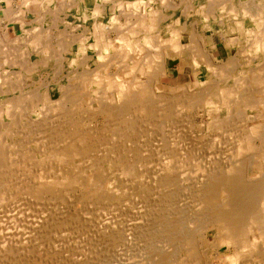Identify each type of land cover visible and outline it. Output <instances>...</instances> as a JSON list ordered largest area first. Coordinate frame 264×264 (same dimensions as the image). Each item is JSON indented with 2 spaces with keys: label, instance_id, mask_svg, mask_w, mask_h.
I'll use <instances>...</instances> for the list:
<instances>
[{
  "label": "rangeland",
  "instance_id": "rangeland-1",
  "mask_svg": "<svg viewBox=\"0 0 264 264\" xmlns=\"http://www.w3.org/2000/svg\"><path fill=\"white\" fill-rule=\"evenodd\" d=\"M8 1L11 2V0ZM13 1L14 3L9 5L5 0H0V9H6L0 10V106L5 110L11 107V110H8L16 116H14L15 120L18 121L16 125L11 126L12 133L2 138L3 144L7 148L0 149L2 152L10 153L12 162H16L4 173V182H6L3 191L6 192V196L3 193L0 194V264H161V262L163 264H264V237H262L263 239L251 238L252 247H258L256 249L262 256L256 258V253H246L245 251L235 258L233 247L227 246L223 240L217 241L214 230L207 231L209 221L213 220L212 215L209 210L206 211V205L200 202L201 200L195 192V187L202 177H208L210 174L222 175L227 169L242 171L243 182L247 185L242 189V192L247 188L248 190L252 189V192H255L253 191L255 189L259 192H255L251 196V192L246 190L248 193L246 197L249 196L247 198L253 199V202L247 199L249 202L246 200L243 203L245 207L241 206L244 207L241 208L243 212L244 209L247 211L241 213V216L245 217L243 223L245 222L247 227L249 226L248 235L255 236L259 232H264L263 223L252 226L248 220V216L253 213L264 214V129L254 131L253 135L246 129L251 126L250 120L246 116L264 115V113L238 106L240 103L238 97L242 93L241 96L244 97L245 93L261 91L264 88V79L260 78L258 83L253 80L257 77L256 75L259 76L261 73L257 71L260 68L258 66L263 68L260 70L264 74V49L256 52L254 45L251 42L248 43V39L253 41L254 36L259 34V21L252 20L250 22L249 28H251L252 34L251 38L245 36L246 43L243 41L242 44L235 45V47L234 44L231 45L235 49L233 48L228 56L225 55L227 59L215 60L217 64H224L230 60L231 64H234V67L227 70V73L233 72V76H230L227 83L225 82L219 88L225 89V91L231 89L229 95H219L220 90L214 88L208 97L203 98L204 95H201L200 91L204 90L201 89L215 81L210 70L208 73L205 71L206 73L199 77L192 76V81L188 77L180 78L172 75V78L169 79L164 76L159 79V84H157L155 101L143 98L144 100L135 102V104L129 103V107H126L129 109L127 111L118 107L115 108L116 113L114 114L91 116L87 112V95L83 93H91V90L96 87L85 86L81 93L78 86L81 82L80 74L89 71V73L97 74L96 79L98 80L114 76L119 72L118 67L114 62L104 63L106 60L103 59L109 55L112 57L120 55L118 50L111 48L109 53L101 51L104 56L99 58L94 45V21L90 19L88 22H83V14L78 13L75 9L68 12L67 3L72 0ZM75 1L80 2V0ZM135 1L125 0L126 3ZM255 1L257 4V0ZM22 2L29 5L44 3V12L38 17L36 14H26L28 17L23 24L21 18L26 12L19 10L24 6ZM85 3L93 8L96 3L102 5L107 3L110 6L112 2L109 0L106 3L105 0H82L80 4L84 7ZM224 3L225 0H221L218 5L221 6ZM156 5V9H162L160 4ZM130 10L133 11L134 8ZM63 11H65L64 14H61ZM66 15L69 18H66ZM122 15L130 16L124 12ZM45 16H47L46 19ZM35 19L38 25L35 24ZM98 22L109 24V20L106 18L100 19ZM124 22L126 21L123 20ZM86 24L88 26L85 28L88 30L83 28ZM35 26L37 27L36 32L41 34L40 50L33 49V46L29 45L33 32L35 33L33 30ZM228 26H233V23L229 21ZM84 31L86 32L84 33ZM227 32H233V30H227ZM45 33L44 38L42 34ZM111 33L107 32L105 35L108 40L110 38L114 40L115 34L113 33L110 37ZM84 35L85 37H83ZM210 35L209 31L207 36ZM76 36L83 41L72 43ZM137 37L130 36L129 38L135 42V40L142 39L143 36L140 34ZM165 38L163 36V39ZM114 45L121 47L123 42L118 41ZM132 45L133 48L140 47L136 43H132ZM43 49H47L44 54L41 52ZM60 52L66 53L57 57ZM248 56L255 60L246 65L249 60ZM99 63L101 64L99 65ZM124 63L129 67L132 66L131 59H125ZM177 64L178 61L170 63L168 66L169 68L174 65L176 67ZM239 66L243 69H237ZM95 67L96 70L93 71ZM242 70L248 72L245 74V78L241 73ZM171 72L173 74V71ZM248 78L254 81L253 84H250L252 86L247 85L248 82H251ZM184 85H187V90L183 89ZM74 90L77 92L73 93ZM235 90L238 91V95L234 94ZM175 94L177 95L175 96ZM159 95L161 96L159 97ZM163 95H166V98L174 97L172 101L171 99L169 101ZM221 95H224L223 98L225 97L223 102ZM190 97L194 102H191ZM199 97L201 99L198 101ZM234 97H237V101ZM150 100L152 102H149ZM209 101H212L213 104L210 105ZM147 102L151 104L147 105ZM159 102H163L164 105ZM82 103L87 104V107L85 105L75 106ZM222 103H225L226 106H223ZM49 104L60 109L53 110L54 107L50 108ZM143 106L145 108L149 106V109H145ZM161 106L162 108L163 106L167 107L169 111L168 109L160 110ZM64 107L67 109H63ZM171 107L173 108L171 109ZM143 108L145 110L142 113ZM152 109L154 111L150 113ZM146 110L148 113L145 112ZM242 110L244 111L242 112ZM7 121L9 123L10 119ZM22 121L24 123L21 124ZM34 121L36 123L33 124L34 127H31L30 124ZM81 134L84 137L87 136V141L91 142L86 145L87 141L84 143L85 140L82 139ZM75 136H77L76 139H73ZM241 139H244L245 144L248 141L247 144L252 147L250 151L237 155L239 148L237 145ZM77 148L82 149L79 154L76 153ZM121 148L123 149L121 150ZM66 149L69 152H75V154L63 156V150ZM67 150L66 152H68ZM52 153H56L55 158ZM28 155L35 156L37 164H40L30 167L33 157L29 158ZM22 162L25 165H21ZM69 163L71 167L73 166L72 169ZM26 167L29 173L26 171ZM36 167L37 170L33 172ZM46 170L53 173L47 174L49 172ZM43 171L46 173L45 175ZM47 176L48 178L50 176L48 181H43V184H40L38 178L46 179ZM46 183L51 185L48 191L35 187V185L37 187L45 186ZM164 185L166 186L163 187ZM254 203L257 205H253ZM246 205L255 207L258 211L254 212L252 209V213L248 210L251 207ZM77 216L78 218L75 219ZM99 222L109 224L110 230L100 232L98 230ZM242 225L244 226V224ZM181 230L186 231L188 241L193 243L192 247L195 246L193 257L186 247L177 244L178 240L174 238L176 235H170L168 232L177 231L175 233L178 234V231ZM11 233L14 234L11 235ZM125 234H128L129 237ZM167 234L175 240L168 237ZM188 234L193 236H188ZM21 241L24 242L21 243ZM195 254L198 256L196 257Z\"/></svg>",
  "mask_w": 264,
  "mask_h": 264
},
{
  "label": "bare ground",
  "instance_id": "bare-ground-1",
  "mask_svg": "<svg viewBox=\"0 0 264 264\" xmlns=\"http://www.w3.org/2000/svg\"><path fill=\"white\" fill-rule=\"evenodd\" d=\"M44 1H46V0H44ZM50 1V0H49ZM107 0H105V2H106ZM110 1V0H109ZM119 1V0H118ZM122 1V0H121ZM128 1V0H127ZM56 2V1H55ZM69 2V1H68ZM96 2V1H95ZM153 2V1H152ZM67 3V2H66ZM165 3V2H164ZM68 4V8H75V7H78V1H75V0H72V1H70V3H67ZM121 4V3H120ZM188 4V3H187ZM186 4V5H187ZM52 5V4H51ZM50 5V6H51ZM106 5H107V3H106ZM170 5V4H169ZM173 5V4H172ZM234 5V4H233ZM16 6V5H15ZM113 6V5H112ZM208 6V5H207ZM221 8H225L226 7V4L224 3V4H221ZM232 6V5H231ZM199 7V6H198ZM95 8V7H94ZM113 8H115L114 6H113ZM151 8V7H150ZM248 8V7H247ZM108 9H109V7H108ZM163 9V8H162ZM190 9H191V7L189 6L188 7V9H186V11L184 12L185 13V15H189L190 14ZM204 9V8H203ZM231 9V8H230ZM84 10V9H83ZM161 10V9H160ZM196 10V9H195ZM198 10V9H197ZM226 10V9H225ZM91 11V10H90ZM111 11V10H110ZM129 11H130V9H129ZM159 11V10H158ZM162 11V10H161ZM204 11V10H203ZM214 9H211V10H209L208 12H207V15L205 14V18L206 19H209L210 17H213L214 19H217L216 18V13H214ZM227 11V10H226ZM251 11V10H250ZM262 11V10H261ZM264 11V10H263ZM70 12V11H69ZM109 12V11H108ZM146 12V11H145ZM195 12V11H194ZM216 12V11H215ZM85 13V12H84ZM124 13H126V14H128V15H130L131 13H127L126 11L124 12ZM151 13V12H150ZM176 13V12H175ZM183 13V12H182ZM205 13V12H204ZM88 14V13H87ZM180 14V13H179ZM208 14H210V15H208ZM220 14V13H219ZM7 15H9V14H7ZM98 15V14H97ZM165 15H166V13H165ZM204 15V14H203ZM85 16V15H84ZM131 16V15H130ZM129 16V17H130ZM196 16V15H195ZM264 16V15H263ZM57 17H58V15H57ZM89 17V16H88ZM170 17V16H169ZM234 17V16H233ZM126 18H128V16L126 17ZM163 18V17H162ZM168 18V17H167ZM187 18V17H186ZM212 18V19H213ZM129 19V18H128ZM148 19L151 21V22H153L152 24H155V26L154 25H152V27H151V25L149 26L148 25ZM264 19V18H263ZM135 20H137V22H138V25H139V27L142 29L141 31L143 32V33H145V35H146V38H145V45L144 46H140L138 49H137V47L136 48H133V45H132V43H131V40L126 36L127 34L126 33H123L122 32V35L120 36V38L121 37H123V45L121 46V47H119V46H115L114 45V40H111V38H110V40H108L107 39V37L105 36V35H107V31H108V29L109 28H102V26H100V27H97V29H96V31H95V35H96V42H95V47H96V49H97V54H98V56H99V58L101 59L104 55L102 54V52L101 51H105V52H107V53H109V51H110V49L111 48H115L116 50H118V52H119V54L120 55H116L115 57H112V56H110L109 54V56L107 57V58H105L104 57V59L103 60H106L104 63H107V62H110V64H111V62H114L115 63V66L116 67H118V70H119V72H117L116 74H114V76H112V77H110V78H103V80H101V79H96V77H98V76H96L97 74H93V73H89V71H84L82 74H80L81 75V77H80V80H81V82H80V84L78 85L79 86V88H80V92L82 93L83 92V88L85 87V86H88L89 88H93V87H96L95 89H92L91 91V93H83V94H85V95H87V104H88V107L86 106L87 104H77V105H75V106H83V105H85L86 107H87V112H88V115H91V116H93V115H103V114H111V113H116V110H115V108H118V107H121V110L122 109H125V111H127V110H129L128 108H126V107H129V103H134L135 104V102H138V101H141V100H144L143 98H146V99H151V100H153V101H155V98H156V94H155V92H157V84H159V79L161 78V77H164V76H166V60H167V58L169 57V54H171V53H175V54H178V55H180V56H183V55H186L187 53L186 52H188V53H190L191 51L193 52V54L195 55V53L196 52H194V50H199L202 46H201V44H200V41H199V35L196 33V32H194L193 33V31H192V33H191V44H189L187 47H185V46H183L182 44H181V35L180 34H182V32L184 31V32H190V30L189 29H187L188 27H185L184 26V24H183V27H185V28H182V32L179 30V31H174L173 33H172V38H171V40H169V42L171 43V44H169V46H170V48H164V47H162V46H160L161 44L159 43V39H158V36H156V37H153V35L151 36V34H152V30L154 29V27H156V29H158V26L160 25V23H161V21H162V19H161V17L159 16H156V14H146V13H144L142 16H140L139 18L137 17V19H135ZM164 20H167V19H164ZM170 20V19H169ZM194 20V19H193ZM59 21H61V20H59ZM227 21V20H226ZM84 22V21H83ZM86 22V21H85ZM196 22V21H195ZM92 23V22H91ZM94 23V22H93ZM173 24V23H172ZM90 25V24H89ZM130 25V24H129ZM170 25V24H169ZM174 25V24H173ZM190 25V24H189ZM193 26H194V23L192 24ZM260 26H261V24H259ZM23 26V25H22ZM76 26V25H75ZM79 26V25H78ZM77 26V27H78ZM86 26H88V24H86ZM178 26V25H177ZM168 27V26H167ZM196 27V26H195ZM19 28V27H18ZM93 28H94V26H93ZM100 28H102V29H100ZM173 28V27H172ZM193 28V27H192ZM134 28H132L131 29V26L130 27H128V25H127V28L126 29H123V31H127V33H132V34H134L135 35V33H136V31L135 30H133ZM181 29V28H180ZM33 30L35 31V33L33 32V35H32V39H31V41H30V43H29V45L31 46H33V49H39V46H40V44H41V41H40V39H41V34L40 33H38V32H36V30H37V27L35 26V27H33ZM43 30V29H42ZM91 30V29H90ZM93 30V29H92ZM83 31V30H82ZM137 31H138V29H137ZM154 31V30H153ZM156 31V30H155ZM230 31V30H229ZM25 32V31H24ZM83 33V32H82ZM85 33V32H84ZM196 33V34H195ZM45 35H46V33L45 34H42V36L45 38ZM77 35V34H76ZM239 35V34H238ZM79 36V35H78ZM167 36V35H166ZM212 36V35H211ZM240 36V35H239ZM83 37H85V35L83 36ZM242 37V36H241ZM137 38H139V37H137ZM209 38V37H208ZM131 39H133V38H131ZM170 39V38H169ZM241 39V38H240ZM133 40H135V39H133ZM201 40V39H200ZM83 41V39L82 40H80L79 38H77V36L76 37H74L73 38V40H72V43H76V42H79V43H81ZM119 41H120V39H119ZM165 41V40H164ZM167 41V40H166ZM225 41V40H224ZM229 41V40H228ZM215 42V41H214ZM138 43V42H137ZM71 44V43H70ZM252 45H254V47H255V50H256V52H258V51H260L261 49H264V30H262V32H259V34L257 35V36H254V39H253V41H252V43H251ZM203 45V44H202ZM90 46V45H89ZM139 46V45H138ZM228 47V46H227ZM70 48V47H69ZM204 48V47H203ZM40 50V49H39ZM47 49H43L41 52L44 54L45 53V51H46ZM82 50V49H81ZM203 49H200V51H199V56H200V58L203 60V62L207 65V67H208V69L211 71V73L214 75L213 77H215V81L214 82H212L211 83V85H205L206 87H203V89H201V90H204V91H200V94L202 95H204L203 96V98H205V97H208L209 95H210V93L212 92V90L214 89V88H218V90H220V92H219V95L220 94H230V92L232 91L231 89H229L228 91H225V89H219L220 88V86L221 85H223V84H225V82L227 81V79L228 78H230V76L232 77L233 76V72L232 73H227V70L229 69V68H232V67H234V64L232 63L231 64V60L229 61V62H227V63H224V64H217V63H215V62H213V57H211L210 55H208V53L206 54L205 52H203L202 51ZM206 50V49H205ZM228 50V49H227ZM240 50V49H239ZM208 51V50H207ZM37 52V51H36ZM81 52V51H80ZM57 53V52H56ZM66 53V52H65ZM65 53H63V52H60L59 53V55L57 56V57H59V56H61V55H63V54H65ZM78 53V52H77ZM55 54V53H54ZM82 54V53H81ZM113 54V53H112ZM79 55V54H78ZM106 55V54H105ZM254 55V54H253ZM80 56V55H79ZM83 56H85V55H83ZM196 56V55H195ZM249 57V60H248V63L246 64V65H249V63L250 62H252L253 60H255V58H253V57H251V56H248ZM62 58V57H61ZM69 59V58H68ZM125 59H127V60H132V66H128V64H125L124 63V61H125ZM231 59V58H230ZM43 60V59H42ZM234 60V59H233ZM50 61V60H49ZM62 61V60H61ZM86 61V60H85ZM63 62V61H62ZM87 62V61H86ZM85 62V63H86ZM43 63V62H42ZM66 63V62H65ZM261 63V62H260ZM26 64V63H25ZM41 64V63H40ZM74 64V63H73ZM101 63H99V65H100ZM202 64V63H201ZM85 65V64H84ZM103 66H105L104 64H102ZM72 66V65H71ZM70 66V67H71ZM241 66H243V65H241ZM241 66H239L237 69H241L242 67ZM69 67V66H68ZM67 67V68H68ZM73 67V66H72ZM88 67V66H87ZM198 67V66H197ZM258 67H260L259 69H257V71H259V72H261V73H259V76L258 75H256L257 77V79L256 78H254L253 80H255V82H257L258 83V80L260 79V78H262V79H264V74L262 73V71L260 70V69H263V68H261V66H258ZM103 68H105V67H103ZM248 68V67H247ZM252 68V67H251ZM33 69V68H32ZM98 69V68H97ZM243 69V68H242ZM86 70V69H85ZM88 70V69H87ZM96 70V67H95V69H93V71H95ZM253 70V69H252ZM81 71H83V70H81ZM92 71V72H93ZM241 71V70H240ZM256 71V70H255ZM88 72V73H87ZM168 72V71H167ZM97 73H99V72H97ZM170 73V72H169ZM237 73V72H236ZM244 76V78L246 77L245 76V74L246 73H248V72H244V70H242V72H241ZM172 74V73H171ZM262 74V75H261ZM30 75V74H29ZM28 75V76H29ZM34 75H35V73H34ZM37 76V75H36ZM79 76V75H78ZM209 76H210V73H209ZM30 77V76H29ZM33 77V76H32ZM102 77V76H101ZM234 78V77H233ZM249 79V78H248ZM6 80V79H5ZM213 80V79H212ZM211 80V81H212ZM250 80V79H249ZM251 81V82H248L247 83V85H249V86H252V85H250L251 83L253 84V82L254 81ZM200 81V80H199ZM7 82V81H6ZM204 82V81H203ZM247 82V81H246ZM5 83V82H4ZM191 83V82H190ZM227 83V82H226ZM7 85V84H6ZM183 85V84H182ZM242 85V84H241ZM244 85V84H243ZM187 86V85H186ZM185 85H184V88L183 89H186L187 87H186ZM191 86V85H190ZM238 86H240V85H238ZM237 86V87H238ZM225 87V86H224ZM235 87V86H234ZM61 88H63V87H61ZM76 88V87H75ZM88 88V89H89ZM201 88V87H200ZM244 88V87H243ZM260 88V87H259ZM7 89V88H6ZM10 89V88H9ZM68 89V88H67ZM165 89V88H164ZM193 89V88H192ZM237 89V88H236ZM246 89V88H245ZM244 89V90H245ZM20 90V89H19ZM60 90V89H59ZM62 90V89H61ZM70 90V89H69ZM68 90V91H69ZM187 90V89H186ZM239 90V89H238ZM254 90V89H253ZM64 91V90H63ZM65 91H67V90H65ZM71 91V90H70ZM77 91H78V89H77ZM76 90H74V92L73 93H75V92H77ZM184 91V90H183ZM193 91H195V90H193ZM193 91H192V93H193ZM198 91V90H197ZM217 91V90H216ZM234 91V90H233ZM236 91V90H235ZM241 91V90H240ZM245 91H247V90H245ZM12 92V91H11ZM35 92V91H34ZM203 92V93H202ZM251 93H248V94H246L245 93V95H244V97H242L241 95L243 94H241L239 97H238V100H239V104H238V106L240 107V108H245V109H247V110H249V109H251V110H259V111H261V112H263L264 113V88L260 91H258V90H255V91H250ZM218 93V92H217ZM238 93V91H236V93L234 92V94H236V95H238L237 94ZM38 94V93H37ZM46 94V93H45ZM44 94V95H45ZM77 94V93H76ZM165 94V93H164ZM167 94V93H166ZM169 94V93H168ZM181 94V93H180ZM183 94V93H182ZM67 95V94H66ZM78 95V94H77ZM177 94H175V96H176ZM183 95H185V93L183 94ZM46 96V95H45ZM44 96V97H45ZM47 96H48V94H47ZM161 95H159V97H160ZM164 96V95H163ZM166 96V95H165ZM164 96V97H165ZM169 96V95H168ZM197 96V95H196ZM215 96V95H214ZM223 96L224 95H221V101L223 102V101H225V97L223 98ZM234 96V95H233ZM34 97H35V95H34ZM37 97V96H36ZM63 97V96H62ZM78 97V96H77ZM173 97L174 96H170V97H168V98H166V99H169V101H170V99H171V101H172V99H173ZM183 97V96H182ZM202 97V96H201ZM201 97H199V99H198V101L201 99ZM32 98H33V95H32ZM79 98V97H78ZM164 98V99H165ZM191 98V97H190ZM233 98V97H232ZM235 98V97H234ZM8 99V98H7ZM40 99V96H39V98H38V100ZM45 99H47V98H45ZM44 99V100H45ZM61 99V98H60ZM84 99V98H83ZM158 99V98H157ZM164 99H163V101H164ZM165 99V100H166ZM188 99H189V97H188ZM236 99V101H237V97L235 98ZM35 100V99H34ZM38 100H36V101H38ZM63 100V99H62ZM61 100V101H62ZM78 100V99H77ZM149 101V102H152V101ZM210 100H212V99H210ZM231 100V99H230ZM7 101V100H6ZM8 101H9V99H8ZM13 101V100H12ZM84 101V100H83ZM94 101V103L92 104V102ZM189 101V100H188ZM197 101V102H198ZM206 101V100H205ZM235 101V100H234ZM9 102H11V101H9ZM39 102V101H38ZM149 102H147V105H148V103ZM165 102V101H164ZM191 102H194V101H192V98H191ZM210 102V105L211 104H213V103H211L212 101H209ZM59 103V102H58ZM154 103V102H153ZM160 103V102H159ZM163 102H161L160 104H162ZM206 103V102H205ZM220 103V102H219ZM218 103V104H219ZM231 103V102H230ZM236 103V102H235ZM144 104V103H143ZM145 104H146V102H145ZM149 104H151V103H149ZM158 104V103H157ZM159 104V105H160ZM209 104V103H208ZM237 104V103H236ZM10 105V104H9ZM50 105V104H49ZM48 105V106H49ZM60 105V104H59ZM153 105V104H152ZM154 105H156V104H154ZM163 105H164V103H163ZM185 105V104H184ZM217 105V104H216ZM222 105L223 106H226L225 105V103H222ZM234 105V104H233ZM51 106H53L54 107V105H50L49 107L51 108ZM66 106V105H65ZM146 106V105H145ZM150 106V105H149ZM148 106V107H149ZM158 106V105H157ZM169 106H170V104H169ZM171 106H173L172 104H171ZM179 106V105H178ZM195 106V105H194ZM222 106V107H223ZM44 107H45V105H44ZM125 107V108H124ZM138 107V106H137ZM136 107V108H137ZM144 107V106H143ZM148 107H146V108H148ZM151 107V106H150ZM165 106H163V108H162V106L160 107V110L161 109H170V107H168V105H167V107L166 108H164ZM207 107V106H206ZM216 107V106H215ZM221 107V106H220ZM219 107V108H220ZM230 107V106H229ZM11 108V107H10ZM9 107H8V109H10ZM23 108V107H22ZM40 108V107H39ZM67 109V107H64L63 109ZM70 108V107H69ZM145 108V107H144ZM142 109L141 111H142V113L144 112L143 110H145V109ZM173 107H171V109H172ZM211 108V107H210ZM8 109H6L5 110V108L4 107H2V106H0V149H2V148H5L6 147V145H4L3 144V140H2V138L3 137H5V136H7L8 134H11L12 133V128H11V126L12 125H16V123L18 122V121H16L15 120V115L14 114H12V112L10 111V110H8ZM14 109V108H13ZM16 109V108H15ZM20 109V108H19ZM53 110H56V111H58L60 108L59 107H54V108H52ZM62 109V108H61ZM62 109V110H63ZM65 109V110H66ZM130 109H132L131 108V106H130ZM133 109H135V108H133ZM149 109V108H148ZM155 109H156V107H155ZM159 109V108H158ZM169 109H168V111H169ZM212 109V108H211ZM225 109V108H224ZM81 110H82V108H81ZM115 110V111H114ZM218 110V109H217ZM233 110V109H232ZM18 111V110H17ZM50 111V110H49ZM152 111H154L153 109L151 110V112L150 113H152ZM165 111V110H164ZM164 111H161L162 113L164 112ZM214 111V110H213ZM216 111V110H215ZM219 111V110H218ZM234 111V110H233ZM244 110H242V112H243ZM77 112V111H76ZM82 112V111H81ZM84 112V111H83ZM119 112V111H118ZM140 112V111H139ZM145 112H147L148 113V111L146 110ZM220 112V111H219ZM230 112V111H229ZM44 113V112H43ZM78 113V112H77ZM123 113V112H122ZM126 113H128V112H126ZM146 113V114H147ZM154 113H156V112H154ZM161 113V114H162ZM167 113V112H166ZM223 113V112H222ZM84 114V113H83ZM141 114V113H140ZM145 114V115H146ZM250 114H252V113H250ZM26 115V114H25ZM130 115V114H129ZM15 116V117H14ZM43 116V115H42ZM90 116V117H91ZM113 116V115H112ZM122 116H124V115H122ZM147 116V115H146ZM246 116V115H245ZM150 117H151V115H150ZM166 117V116H165ZM246 117H248V119L250 120L249 121V123L251 124V126L249 127V128H246L248 131H250V134H254L255 132L254 131H260V130H263L264 129V115H262V114H259V115H253V116H246ZM119 118H121V117H119ZM257 120H256V119ZM7 119H10V121H9V123H8V121H7ZM73 119V118H72ZM71 119V120H72ZM90 119H92V118H90ZM94 119V118H93ZM219 119V118H218ZM69 120V119H68ZM63 121V120H62ZM78 121V120H77ZM218 121V120H217ZM12 122V123H11ZM31 122V121H30ZM67 122V121H66ZM22 123H24L23 121L21 122V124ZM34 123H36L35 121L34 122H32L31 124H30V126L31 127H34ZM79 123V122H78ZM262 123V124H261ZM20 124V123H19ZM28 124V123H27ZM26 124V125H27ZM38 124V123H37ZM61 124H63V123H61ZM83 124V123H82ZM18 125V124H17ZM263 125V126H262ZM19 126V125H18ZM56 126V125H55ZM36 127V126H35ZM36 128H38V127H36ZM58 128V127H57ZM65 128V127H64ZM93 128H95V127H93ZM92 128V129H93ZM115 128V127H114ZM19 129V128H18ZM57 131V130H56ZM94 131V130H93ZM112 131V130H111ZM71 132V131H70ZM95 132V131H94ZM97 132V131H96ZM17 133V132H16ZM55 133V132H54ZM61 133V132H60ZM64 133V132H63ZM101 133V132H100ZM127 133V132H126ZM14 134V133H13ZM99 134V133H98ZM82 136H83V134H81ZM81 135H78V136H81ZM90 135V134H89ZM108 135V134H107ZM106 135V136H107ZM81 136V137H82ZM102 136H104V135H102ZM116 136V135H115ZM118 136V135H117ZM120 136V135H119ZM76 137L77 136H75V138H73V139H76ZM91 137V136H90ZM100 137V136H99ZM93 138V137H92ZM112 138V137H111ZM118 138V137H117ZM82 139L83 140H85L84 141V143L88 140V138H87V136L86 137H82ZM97 139H99V138H97ZM245 139V138H244ZM244 139H241L240 141H238V149H237V155L239 154V155H241V154H243V153H245V152H248V151H250L251 150V145H249V144H247L248 143V141H247V143L245 144V141H244ZM249 139V138H248ZM2 140V141H1ZM91 140V139H90ZM96 140V139H95ZM103 140V139H102ZM114 140H116V139H114ZM124 140V139H123ZM74 141V140H73ZM93 141V140H92ZM108 141V140H107ZM117 141V140H116ZM75 142H76V140H75ZM91 141H87L86 142V145H87V143H90ZM120 142V141H119ZM99 143V142H98ZM113 143V142H112ZM7 144V143H6ZM60 144V143H59ZM76 144H78L77 142H76ZM82 144V143H81ZM96 144H97V141H96ZM120 145V144H119ZM78 145H76V147H77ZM102 146H103V143H102ZM121 146V145H120ZM75 147V148H76ZM79 147V146H78ZM89 147V146H88ZM91 147V146H90ZM93 147V146H92ZM7 148V147H6ZM5 148V149H6ZM9 148H12V146H9ZM84 148H86V147H84ZM99 149L101 148L100 146L98 147ZM69 149V148H68ZM78 150L76 151V153H80V150H82V149H80V148H77ZM113 149V148H112ZM123 148H121V150H122ZM67 150V149H66ZM66 150H63V156H66V155H70V154H75V152H69V150H67L68 152H66ZM126 150V149H125ZM5 151H7V150H5ZM110 151V150H109ZM165 151V150H164ZM41 152H43V151H41ZM59 152V151H58ZM66 152V153H65ZM99 152V151H98ZM121 152V151H120ZM123 152V151H122ZM114 153V152H113ZM112 153V154H113ZM117 153V152H116ZM129 153V152H128ZM264 153V152H263ZM14 154V153H13ZM91 154V153H90ZM257 154H261V153H257ZM52 155H53V157L55 158L56 157V153L54 154V153H52ZM52 155H51V157H52ZM93 155V154H92ZM28 156H30V155H28ZM33 158V160H32V163H31V165H30V167L31 166H34V165H38V164H40V163H38L37 164V162H36V157L35 156H33V155H31ZM31 156L29 157V158H31ZM75 156V155H74ZM81 156V155H80ZM79 156V157H80ZM105 156V155H104ZM135 156V155H134ZM14 157V156H13ZM42 157V156H41ZM78 157V158H79ZM88 157V156H87ZM86 157V158H87ZM97 157V156H96ZM101 157V156H100ZM111 157V156H110ZM112 157H113V155H112ZM24 158L26 159V156H24ZM75 158V157H74ZM117 158H118V156H117ZM57 159V158H56ZM81 159H82V156H81ZM120 159V158H119ZM62 160V159H61ZM82 160H84V159H82ZM25 161V160H24ZM129 161V160H128ZM68 162H70V161H68ZM73 161H71L70 163H72ZM95 162H97V161H95ZM15 161H14V163L12 162V160H11V156H10V153H6V152H2L1 150H0V194L1 193H3L4 194V196H6V192H4L3 190H5V189H3V188H5L4 187V183L6 182H4V173H6V171H8V167H11L13 164L15 165ZM70 163H69V165H70ZM117 163V162H116ZM21 165L22 164H24L23 162L22 163H20ZM26 164H27V162H26ZM41 164H42V162H41ZM46 164V163H45ZM62 164H63V161H62ZM94 164V163H93ZM96 164V163H95ZM129 164H130V162H129ZM175 164V163H174ZM25 165V164H24ZM53 165H54V163H53ZM68 165V166H69ZM76 165V164H75ZM47 166V165H46ZM55 166V165H54ZM53 166V167H54ZM97 166V165H96ZM127 166V165H126ZM162 166V165H161ZM45 167V166H44ZM70 167H71V165H70ZM73 167V166H72ZM72 167H71V169H72ZM88 167V166H87ZM24 168V167H23ZM35 168V167H34ZM49 168V167H48ZM60 168V167H59ZM59 168H56V170L58 169L59 170ZM62 168V167H61ZM77 168V167H76ZM121 168V167H120ZM19 169V168H18ZM32 169H33V167H32ZM44 169V168H43ZM54 169V168H53ZM52 169V170H53ZM70 169V170H71ZM73 169H75V168H73ZM96 169V168H95ZM132 169V168H131ZM13 170H15V169H13ZM37 170V167H36V169L33 171V172H35ZM68 170V169H67ZM70 170H69V172H70ZM256 170V169H255ZM21 171V170H20ZM26 171H27V167H26ZM30 171V170H29ZM46 171H48V170H46ZM62 171V170H61ZM89 171V170H88ZM19 172V171H18ZM28 172V171H27ZM26 172V173H27ZM32 172V171H31ZM32 172V173H33ZM44 172V171H43ZM49 172V171H48ZM51 172V171H50ZM50 172L49 173H47V174H50ZM56 172V171H55ZM78 172V171H77ZM155 172H156V170H155ZM242 172V171H241ZM240 171H236L235 169H227V170H225V172L222 174V175H216V176H214V175H211L210 174V176H208V177H200L201 179L199 180V182L197 183V185H196V187H195V192L197 193V196H199V198H200V202L202 203V204H204V205H206V211H208L209 210V212L211 213L210 215H212L211 217H212V219L213 220H210L209 221V225L207 226V231L208 230H214L215 231V235H216V237H215V239L217 240V241H220V240H223V243H225L227 246H231V247H233V249L235 250V258L238 256H240L242 253H244L245 251H246V253L247 252H249V253H256V258H258V257H260V256H262L259 252H258V247H256V248H254V247H252V244H253V241L251 240V238H253V237H258L259 239L260 238H262V237H264V232H259V233H257V235H255V236H251V234H247V231H248V228H249V226L247 227V225L245 224V222L243 223V220H245V217L243 218L241 215V213L243 212V210L241 209V208H244L245 206H244V202L248 199V200H251L250 198H247V197H249V196H247L246 197V195L248 194L247 193V191L246 190H248V188L246 189V190H244L243 192H242V189L245 187V186H247L244 182H243V180H244V178H243V176H242V174L243 173H241ZM29 173V172H28ZM37 173V172H36ZM51 173H53V172H51ZM58 173V172H57ZM64 173V172H63ZM124 173V172H123ZM38 174V173H37ZM46 173L44 172V175H45ZM129 174V173H128ZM28 175V174H27ZM69 175H70V173H69ZM81 175V174H80ZM166 175V174H165ZM53 176V175H52ZM161 176V175H160ZM203 176H205V175H203ZM27 177V176H26ZM34 177L36 178V176L34 175ZM33 177V178H34ZM9 178V177H8ZM49 178H50V176H49ZM48 178V176H47V178L45 179V178H38V180L40 181V184H43V181H48L47 179H49ZM67 178V177H66ZM152 178V177H151ZM171 178V177H170ZM6 179H7V177H6ZM10 179V178H9ZM37 179V178H36ZM95 179V178H94ZM93 179V180H94ZM35 180V179H34ZM37 180V181H38ZM42 180V181H41ZM61 180V179H60ZM92 180V179H91ZM92 180V181H93ZM171 180H172V178H171ZM49 181H51V180H49ZM57 181V180H56ZM86 181V180H85ZM96 181H97V179H96ZM166 181V180H165ZM170 181V180H169ZM8 182V181H7ZM64 182H65V180H64ZM84 182V181H83ZM50 183V182H49ZM46 183L45 184V186H36L35 185V187H36V189H39V188H43L44 190H47L48 191V189L51 187V185L50 184H52V183ZM99 184H101V183H99ZM6 185V184H5ZM90 185V184H89ZM94 185V184H93ZM167 185H169L168 184V182H167ZM55 186V185H54ZM157 186V185H156ZM155 186V187H156ZM166 185H164L163 187H165ZM56 187V186H55ZM162 187V188H163ZM169 187V186H168ZM167 187V188H168ZM173 187V186H172ZM178 187V186H177ZM33 188V187H32ZM84 188V187H83ZM161 188V189H162ZM175 188V187H174ZM255 188V187H254ZM71 189V188H70ZM95 189V188H94ZM115 189V188H114ZM170 189V188H169ZM178 189V188H177ZM249 189H251L250 187H249ZM91 190V189H90ZM89 190V191H90ZM165 190V189H164ZM164 190H163V192H164ZM171 190H173V189H171ZM7 191V190H6ZM87 191H88V189H87ZM248 191H250L249 193L251 194V196L255 193V192H258L256 189L255 190H253V191H255V192H252V189L251 190H248ZM45 192V191H44ZM106 192V191H105ZM167 192V191H166ZM64 193V192H63ZM104 193V192H103ZM259 193V192H258ZM257 193V194H258ZM39 194V193H38ZM43 194V193H42ZM141 194V193H140ZM9 195V194H8ZM7 195V196H8ZM85 195V194H84ZM107 195V194H106ZM162 196V195H161ZM256 196V195H255ZM264 196V195H263ZM2 197V196H1ZM254 197V196H253ZM100 198V197H99ZM98 198V199H99ZM246 198V199H245ZM255 198V197H254ZM2 199V198H1ZM197 199V198H196ZM262 199V198H261ZM6 200V199H5ZM10 200H12V199H10ZM95 200V199H94ZM101 200V199H100ZM165 200V199H164ZM247 200V201H248ZM253 200V199H252ZM251 200V202H253ZM90 201V200H89ZM97 201V200H96ZM175 201V200H174ZM257 201V200H256ZM46 202V201H45ZM249 202V201H248ZM261 202H263V200H261ZM26 203V202H25ZM98 203H100V202H98ZM14 205H16V204H14ZM75 205V204H74ZM88 205H89V203H88ZM91 205V204H90ZM249 205H251V203H249ZM249 205H246V206H249ZM253 205H257V203H254ZM252 205V206H253ZM260 205V204H259ZM20 206V205H19ZM64 206V205H63ZM202 206V205H201ZM241 206H244V207H241ZM30 207V206H29ZM168 207V206H167ZM177 207V206H176ZM249 207H251V206H249ZM31 208V207H30ZM101 208V207H100ZM174 208V207H173ZM205 208V207H204ZM247 208V207H246ZM17 209V208H16ZM254 210V212L256 211H258L257 209H255V207H251V208H248V210H250V212H252L253 213V211H251V210ZM21 210V209H20ZM24 210V209H23ZM81 210V209H80ZM160 210V209H159ZM163 210V209H162ZM260 210V209H259ZM66 211V210H65ZM95 211V210H94ZM170 211V210H169ZM174 211V210H173ZM261 211V210H260ZM67 212H69L68 210H67ZM244 212H247L245 209H244ZM243 212V213H244ZM249 212V211H248ZM78 213V212H77ZM81 213V212H80ZM173 213V212H172ZM83 214V213H82ZM261 214V213H260ZM258 214V213H253V215H251V216H248L249 218H248V220L250 221V223L252 224V226L253 225H257V224H260V223H263L264 224V214ZM80 215V214H79ZM247 215V214H246ZM84 217V216H83ZM120 217V216H119ZM184 217V216H183ZM211 217H210V219H211ZM76 218H78V216L77 217H75V219ZM87 218V217H86ZM102 218H103V216H102ZM165 218V217H164ZM181 218V217H180ZM185 218V217H184ZM247 219V218H246ZM21 220V219H20ZM79 220V219H78ZM107 220V219H106ZM161 220V219H160ZM176 220V219H175ZM197 220V219H196ZM202 220V219H201ZM77 221V220H76ZM100 221V220H99ZM104 221V220H103ZM166 221V220H165ZM181 221V220H180ZM160 222V221H159ZM174 222H176V221H174ZM197 222H199V221H197ZM78 223H80V222H78ZM100 223V222H99ZM167 223V222H166ZM10 224V223H9ZM60 224V223H59ZM84 224V223H83ZM82 224V225H83ZM107 224V223H106ZM103 224V222H101L99 225H98V230L100 231V232H102L103 233V231H107V230H110V226H109V224ZM170 224V223H169ZM178 224V223H177ZM198 224V223H197ZM201 224V223H200ZM242 224H244V226L242 225ZM53 225V224H52ZM202 225V224H201ZM261 225V224H260ZM84 226V225H83ZM200 226V225H199ZM198 226V227H199ZM170 227V229H171V225L169 226ZM182 227H184V226H182ZM2 228V227H1ZM68 228V227H67ZM70 228V227H69ZM73 228V227H72ZM112 228V227H111ZM132 228V227H131ZM133 228H134V226H133ZM136 228V227H135ZM179 228H181V227H179ZM185 228V227H184ZM183 228V229H184ZM187 228H188V226H187ZM9 229H10V227H9ZM14 229V228H13ZM74 229V228H73ZM165 229V228H164ZM169 229V228H168ZM182 229V228H181ZM203 229V228H202ZM18 230V229H17ZM49 230V229H48ZM97 230V231H98ZM174 230V229H173ZM184 230H187V229H184ZM184 230H181V231H178V234H176L177 233V231H172L171 233H170V231H168L169 232V234L170 235H176V237L174 236V238L175 239H177L178 240V245L179 246H183L184 248L186 247L188 250V252L192 255V257L194 256V250H195V246L194 247H192L193 246V243L192 242H190V241H188V239H187V237H186V231L184 232ZM194 230H196V229H194ZM7 231H8V229H7ZM15 231V230H14ZM96 231V230H95ZM118 231V230H117ZM124 231H126V230H124ZM131 231H132V229H131ZM16 232V231H15ZM128 232V231H127ZM161 232V231H160ZM187 232H188V230H187ZM192 231H190V233H191ZM195 232V231H194ZM109 233H111V232H109ZM167 233V232H166ZM193 233V232H192ZM14 234V233H13ZM12 233H11V235H13ZM17 234V233H16ZM10 235V236H11ZM125 235H128V234H125ZM190 235H192V234H188V236H190ZM210 235V234H209ZM14 236H16V235H14ZM13 236V237H14ZM165 236V235H164ZM167 236H168V234H167ZM166 236V237H167ZM193 236V235H192ZM191 236V237H192ZM12 237V236H11ZM114 237V236H113ZM127 237V236H126ZM128 237H129V235H128ZM157 237V236H156ZM160 237H162V236H160ZM168 237H170V236H168ZM167 237V238H168ZM44 238V237H43ZM166 238V239H167ZM170 238H172V237H170ZM198 238V237H197ZM41 239V238H40ZM39 239V240H40ZM128 239V238H127ZM166 239H165V241H166ZM173 239V238H172ZM175 239H173V240H175ZM193 239V238H192ZM263 239V238H262ZM24 240V239H23ZM48 240V239H47ZM169 240V239H168ZM171 240V239H170ZM189 240H190V237H189ZM256 240V239H255ZM17 241V240H16ZM22 242H24V241H21V243ZM30 242V241H29ZM50 242V241H49ZM168 242V241H167ZM170 242V241H169ZM175 242V241H174ZM177 242V241H176ZM255 242V241H254ZM31 243V242H30ZM29 243V244H30ZM195 243V242H194ZM172 244H173V242H172ZM176 244V243H175ZM211 244V243H210ZM31 245V244H30ZM163 245V244H162ZM168 245V244H167ZM195 245V244H194ZM164 246V245H163ZM261 246V245H260ZM24 247V249H26L25 248V246H23ZM27 247V246H26ZM238 247V248H237ZM28 248V247H27ZM30 249H31V247H29ZM194 248V249H193ZM261 249H262V246H261ZM174 250V249H173ZM186 251V250H185ZM264 251V250H263ZM262 251V252H263ZM261 252V251H260ZM27 253V252H26ZM230 253V252H229ZM248 253V254H249ZM20 256V255H19ZM195 256L197 257L198 255H196L195 254ZM249 256V255H248ZM55 257V256H54ZM160 257V256H159ZM249 257H251V255L249 256ZM254 257V256H253ZM51 259H52V257H51ZM194 260V259H193ZM196 260V259H195ZM164 261V260H163ZM200 261V260H199ZM237 261V260H236ZM201 263V262H200ZM161 264H163V262H161Z\"/></svg>",
  "mask_w": 264,
  "mask_h": 264
},
{
  "label": "crops",
  "instance_id": "crops-1",
  "mask_svg": "<svg viewBox=\"0 0 264 264\" xmlns=\"http://www.w3.org/2000/svg\"><path fill=\"white\" fill-rule=\"evenodd\" d=\"M5 1H6V3H9V5L12 2L14 3L13 0H11V2H9L8 0H5ZM114 1L110 0V2H112L110 4V6H108V4L102 5V4L96 3V6H94L95 8L94 7L90 8L86 3L83 4L84 7H82L80 4L82 2V0H80L78 7L67 8V10L69 12V11L75 9L78 13L81 12L83 14L82 19L84 20V22L85 21L88 22V20L92 19L94 21L93 24H94L95 31H96L97 27H100V26H102V28H104V27L105 28H111L109 31H107L108 34L111 33L112 30H114L110 34V37L112 36L113 33L115 34V37H114L115 43H118L119 39H120V42H123V37L120 38V36L122 35V32L126 33L127 34L126 36L128 38L130 36L137 37V35L142 34V36H143L142 39L135 40V42L131 41V43L132 42L134 44L136 43V45H139V46L145 45L146 35H145V33H143L141 31L142 29L139 27V25L137 24V20H135V19H137V17L139 18L144 13L156 14V16L161 17L162 21H161L160 25L158 26V29H156V27H154V29H153L154 31L152 30L151 36L152 35H153V37L158 36L159 43L161 44L160 46L167 48V49L170 48L169 44H171L170 43L171 41L169 42V40H171V38H172V33L174 31H179V30L181 31L182 28L188 27L187 29L190 30L189 33L181 31L182 32V34H180L181 35V44L185 47H187L189 44H191V39H190L191 33L194 30L193 32H196L199 35V41H200V44L202 46L200 49H203L202 50L203 52H205V53L207 52L208 55L213 57V62H215V60L217 61L219 59H221V60L227 59V57L225 55L228 56L229 53L232 51V49L235 47V45L236 46L240 45L243 43V41L245 43L247 42V39H244L245 36H248V38L249 37L251 38L252 31H251V28H249V24H250V22H252V20L254 22H255V20L259 21V24H261V26H259V32H262V30H264V19H263L264 18V16H263L264 15V11H263L264 4H260L262 2L264 3V0H257V2H258L257 4L255 3L256 2L255 0H225V4H226L225 8H221L222 6L218 5L221 0H136L135 2H131V3L130 2L126 3L125 0H122V1L121 0H119V1L114 0ZM43 4L44 3H37V4L29 5V4H23V2H22V5H24V6H23V8H20L19 10H20V12H26L23 15L24 17L21 18V21L23 22V24H25L26 19L28 17L26 14H36L38 17V15H40L42 12H44L43 11ZM156 4H160L162 6V8H163V9H161L162 11L155 8V6H157ZM112 5L115 8H113ZM189 6L191 7V9H190L191 12L187 16V15H185L184 12L186 11V9H188ZM108 7H109V9H108ZM133 8H134L133 11L132 10L129 11V9H133ZM212 8H214V10L216 11L215 13H216L217 19H214L213 17L206 19L205 14L207 15V12L209 10H211ZM0 10L3 11L6 9H0ZM9 10L13 11V9H10V8H9ZM67 10H65V11H67ZM65 11H63L61 14H64ZM125 11L127 13H131L130 14L131 17L128 16L129 19L122 15V12H125ZM109 13H110V16L108 17ZM165 13H166V15H165ZM68 15H66V18H69ZM208 15H210V14H208ZM46 17L47 16H45V19H46ZM103 17L106 18L107 20H109L108 25H105L101 22H98V20L104 19ZM36 19H35V24H37ZM63 19L65 20V17H63ZM164 19H167V20H164ZM123 20H125L126 22L123 23ZM229 21H231L233 23V26H231V27L228 26ZM147 22H148L149 26L150 25H151V27H152V25L155 26V24H152L153 22H151L149 19ZM193 23H194V26L192 25ZM164 24H165V26H164ZM183 24H184V26L185 25L186 26L183 27ZM44 25H45V22H44ZM127 25H128V27L131 26V29L134 28L133 30L136 31L135 35L132 33H127V31H123V29L127 28ZM45 27H47V26H45ZM85 27H87V26H83V28H85ZM255 27H257V26H255ZM102 28H100V29H102ZM86 29L87 28H85V30ZM137 29H138V31H137ZM227 30H233V32H227ZM209 31L211 32L212 36L211 35L207 36ZM84 32H86V31H84ZM166 35H168V36H166ZM163 36L166 38L163 39ZM78 37H80V35ZM94 37H95V41H94V45H95L96 35ZM250 42L252 43V40L250 41L248 39V43H250ZM231 45H233L234 47H231ZM200 49L194 50V52H196L195 53L196 56L193 54L192 51L190 53L186 52L187 54L183 55V56H180V55L175 54V53L169 54V57L166 60L167 61L166 62V76L169 79L172 78V75H175V76L180 77V78L188 77L190 79V81H192V76L199 77L203 73H206V72L208 73L209 69H208L207 65L203 62V60L200 58V56L198 54ZM177 61H178V64L176 67H175V65H176L175 64L174 67L169 68L168 65H170V63H174ZM171 71H173V74H171L172 73ZM176 72H177V74H176Z\"/></svg>",
  "mask_w": 264,
  "mask_h": 264
}]
</instances>
